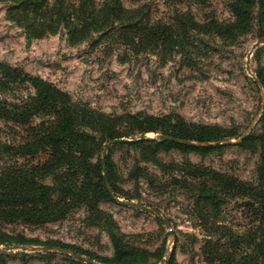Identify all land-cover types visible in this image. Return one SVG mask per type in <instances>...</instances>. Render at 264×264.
<instances>
[{"label": "trees", "instance_id": "1", "mask_svg": "<svg viewBox=\"0 0 264 264\" xmlns=\"http://www.w3.org/2000/svg\"><path fill=\"white\" fill-rule=\"evenodd\" d=\"M131 1L140 5L129 9L122 0H0L8 6V20L23 29L28 40L65 32L72 46L85 42L121 45L129 60L155 53L164 60L180 55L185 65L192 66L202 49L209 46L205 37L230 45L252 32L257 39H264V0H231L228 8L232 18L227 22L214 16L200 22L192 11L180 9L167 20H157L152 8L141 4L144 0ZM188 1L200 7L209 0L171 3L175 6ZM257 78L264 87L263 68ZM22 89L32 90L33 95L19 103L0 99V121L24 128L25 132L21 144L0 142V155L9 160L0 169V245L40 244L22 235L3 233L5 225L22 223L37 228L56 224L84 208L85 223L107 233L113 246L112 258L58 242L46 245L72 250L100 264H179L175 253L164 261V249L150 252L132 245L112 217L99 208L100 202L113 201L106 188L102 156L106 146L116 142L106 156L107 181L115 196L119 197L123 189L111 162L112 149L139 150L144 163H152L167 176L159 180L147 167L135 163L129 180L138 186L140 180L145 181L152 190L175 187L187 193L192 201L190 212L205 231L201 249L207 264H264V134H250L237 144L260 158L254 181L246 182L188 161L167 164L158 158L161 152L171 150L205 156L226 145L193 147L144 139L148 134H157L198 143H223L240 137L233 130L189 123L174 113L154 116L93 110L53 84L0 63V95L10 96ZM35 118L41 122L35 123ZM15 156L25 163L14 165ZM135 199L127 197L129 202ZM233 201L234 212L242 223L238 226H229L224 220L225 206ZM4 258L5 254L0 253V261Z\"/></svg>", "mask_w": 264, "mask_h": 264}, {"label": "rangeland", "instance_id": "2", "mask_svg": "<svg viewBox=\"0 0 264 264\" xmlns=\"http://www.w3.org/2000/svg\"><path fill=\"white\" fill-rule=\"evenodd\" d=\"M230 1L209 0L200 7L191 1L175 6L171 0H144L141 4L151 7L157 20H167L180 9L192 11L200 22H204L208 16L227 22L232 18L228 8ZM122 2L129 9L140 5L131 0ZM7 8L6 4L0 2V63L20 68L31 76L53 84L74 101L107 114L146 112L159 116L174 113L189 123L233 130L240 136L229 140L233 142H238L245 134H264V87H260L256 81L260 68L264 69V45L252 51L259 40L253 32L238 38L231 45L205 37L209 46L202 49L192 66L185 65L180 55L164 60L155 53L129 60L126 48L121 45L85 42L72 46L65 32L44 39L28 40L24 30L8 20ZM31 95L32 90L22 89L10 96L0 95V99L19 103ZM38 120L35 118L34 122L40 123ZM9 125L0 121V142L21 144L25 137L24 128ZM147 136L155 137L157 134ZM158 158L167 164L188 161L246 182L254 181L260 159L259 155L237 144L226 145L223 150L205 156L171 150L161 152ZM96 160H99V155ZM5 161L9 160L0 155V169ZM13 161L14 165L25 163L19 156H15ZM111 162L122 180L119 186L123 190H119L118 198L127 201V197H135L137 199L132 202L158 210L170 221L167 228L145 212L126 208L114 200L100 202L99 208L112 217L127 241L150 252L164 249L166 256L175 253L179 264H207L201 249L205 231L190 212L192 201L187 193L175 187L152 190L145 181L140 180L139 186L134 180L130 181L129 173L135 163L147 167L149 173L159 180L167 176L152 163H144L139 150L114 147ZM47 184H50L49 181ZM225 210L226 224H242L240 216L234 212V201L228 202ZM85 217V209L80 208L56 224L34 228L14 223L3 226L2 232L36 240L40 243L36 246L45 247L47 243L58 242L79 247L98 257L112 258L113 246L107 233L95 225L89 226L85 223ZM170 229L174 231L172 237L168 236ZM8 246L34 245H0V248ZM1 253L5 254V263L0 261V264H77L75 261H78L56 253L21 250ZM69 257L75 261H70ZM164 261H167L166 257ZM151 263H155V260H151Z\"/></svg>", "mask_w": 264, "mask_h": 264}, {"label": "water", "instance_id": "3", "mask_svg": "<svg viewBox=\"0 0 264 264\" xmlns=\"http://www.w3.org/2000/svg\"><path fill=\"white\" fill-rule=\"evenodd\" d=\"M261 45H264V39L257 40V42L252 47V51L256 50ZM251 53L247 57V70L249 69ZM256 81L258 82L259 86L261 87V84L259 83V81L258 80H256ZM246 136H247V134L243 135L242 138L238 142L227 141V142H223V143H198V142H192V141L183 140V139H177V138H173V137L165 136V135H157L155 137L146 136L144 139L145 140H151V141H169V142L177 143L180 145L193 146V147H210V146L212 147V146H217V145L239 144ZM115 143L116 142H110L106 146V148L103 152V156H102V168H103L104 177H105V181H106V188H107L109 195L118 204H120L126 208H132V209L150 214V215L154 216L157 220L162 222L167 228H169L170 221L160 211L155 210V209L150 208V207H147L143 204L122 200V199L118 198L117 196H115L114 193L112 192L110 185L107 181V176H106V156H107L109 148L112 145H114ZM173 233H174V231L170 229L168 232V236L172 237ZM14 250H21V251L30 252V253H37V252L56 253V254H61V255L73 257L74 259H76L80 262H83L85 264H100V263L93 261L90 258L82 255V254H78L72 250H67V249H63V248H59V247H49V246H45V247H42V246H17V247H13V246H8L6 248H0V253L5 252V251H14ZM168 259H169V255L166 256V260H168Z\"/></svg>", "mask_w": 264, "mask_h": 264}]
</instances>
